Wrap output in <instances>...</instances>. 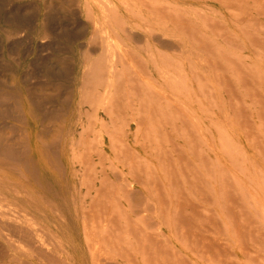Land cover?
I'll use <instances>...</instances> for the list:
<instances>
[{"label": "bare ground", "instance_id": "1", "mask_svg": "<svg viewBox=\"0 0 264 264\" xmlns=\"http://www.w3.org/2000/svg\"><path fill=\"white\" fill-rule=\"evenodd\" d=\"M30 2L34 6V9L37 10V14H39V9L41 8L39 3L44 2L45 7H43L48 11L56 10L60 12L61 16L68 19L70 23L68 26L71 25V29L63 39L65 40L64 46L69 49L70 55L61 54L57 56L56 62L58 71L56 73L51 72L49 76L47 75V78L40 81L38 80L42 76L40 78L38 77L39 79L37 80H35V78L33 79L34 82L36 81L35 83L29 81L22 88L17 79V73L20 67L24 66L25 73H27L25 76L28 77L27 79L37 74L36 72L34 73V70L32 71L31 68L33 66L29 67L33 65V62H25V57L21 53L22 49H20L19 44L20 41L18 36L24 30L23 27L27 26L28 21L24 20V18H20L21 15L23 17L24 12L20 15H14L12 13L13 16H8L5 22L0 20V40L2 46L5 42H9L10 44V47L8 46L10 49H8L10 60L3 62L7 68L5 71L6 74L0 75V85L8 82V86L10 87V91H7L0 86V264H227L226 261L229 258V255L227 256L226 254L225 246L227 245L221 247L223 248L222 253H219L220 257H218V253L216 254L213 252V237H211L210 234L211 231L213 235L216 232L214 231L215 233H213L214 227H212L213 230H211L212 228H209L211 225L208 226V223L205 222L210 218L203 216L208 218H204V220L201 218L202 216L200 217L202 212L204 214L208 212L209 209L205 208V212L204 207L194 200L196 198L193 197V199L191 195H189L193 194V192L189 193L188 190L181 187L183 185L180 181H183V179L179 177V174L177 175V170L175 169L176 175L174 177L176 178L178 176L180 180L175 182L174 178L173 180L170 178V180L174 181V183H171L172 181L168 179L171 186H162V182H159L161 185L160 187L159 185L158 187L152 186L153 180H159L155 178L152 180V177L157 175H155L153 172L154 170L150 168L151 164L149 163L148 157V149L150 146L147 148V145H149L151 140L149 139L150 133L153 129H156L155 126L157 125H154L155 123L159 124L162 120H170V123H178L183 120L180 118V115L187 117L189 123L193 125L192 129L193 127H197V129H195L198 130V135L196 136V131L195 136L196 138L199 136L200 138L198 139H200V144L201 142L203 144V150H198L200 155L202 156V151H206V155L209 159L207 147H209L208 135L210 140L212 139L210 137L211 133L209 132V127L207 125L204 126L199 119L211 115V112L206 108L198 110L186 106H184V108L182 106L181 110H174L169 109L170 107L167 106L169 104L165 103V107L158 102L157 94L163 95L164 92H161L162 90L160 87L152 85L150 78L151 73L156 71L163 80V77L165 78L164 75L168 74V68L175 72L176 68L173 69V67H175L174 64H171L170 61L167 60L166 56L168 54L165 56L166 52L162 53L160 49L158 50L157 47L151 45L149 35L139 33L134 29L136 25H139L137 22H140V25L143 26L144 29H149V32L150 30L152 32H161L166 25L167 12H170L171 17L173 15L174 17H182L179 16V6L177 7L176 4L173 5V3H168L169 1L165 2V0H31ZM30 2L26 4L29 5L31 4ZM240 2L244 1L242 0ZM20 6L23 5L20 3ZM9 7H12V5ZM235 7L239 8L237 6ZM15 8L17 9L16 6ZM7 9L3 8V10ZM229 11L231 12L230 9ZM230 12L228 14H230ZM46 14L47 13H45V15ZM56 15L57 14H55V16ZM49 17L52 16L50 15ZM167 17L169 16L167 15ZM231 17L234 16L231 15ZM53 19L55 22V17ZM179 20L181 21L182 19ZM210 20L211 19L208 21ZM58 21L59 20H57V22ZM172 21L174 20L171 19V21L168 22L172 24ZM213 21L214 20H212V22ZM216 22L218 23L217 27H220L219 25L222 21L219 22L216 20ZM188 24L191 25V23ZM57 25L60 24L57 23ZM172 25H174V22ZM214 25L215 24H213V26ZM28 26L30 25L28 24ZM144 26L148 27L145 28ZM209 26H211V23ZM51 27L50 25L49 28V24L46 23V21L39 23V26L32 31V37H37L41 40H51L50 38L54 37V31L51 30ZM189 27H192V25L188 26V29H182L189 31ZM215 27L216 26L213 28L211 27L212 32L214 29L217 30V27ZM180 28L177 30H181ZM195 29H192V32ZM86 31L89 37L76 42V40L85 35L84 33ZM197 31L198 29L195 32ZM185 32L183 33L182 31L181 34H189V38L192 36L191 32V34ZM59 33L60 32L55 35ZM198 33L199 32L196 34L194 33L195 35L190 38L194 43L195 41L193 39L197 38H194V36L198 35ZM201 35L199 36L201 37ZM221 35L222 34L219 36L221 37ZM162 36L163 35L156 33L154 35L156 40L154 41L160 44L164 43L165 39H163ZM197 39L196 41L198 42ZM203 39L205 41V38ZM226 40L229 41V39ZM53 41L55 42V40ZM232 41L235 42V40H231V42ZM207 42L208 40L205 41V44L203 43L204 46L207 45ZM209 42L211 43V41ZM234 42L232 43L234 44ZM20 43L22 44V42ZM57 43L59 44V41ZM57 43L56 45H58ZM61 44L63 43L59 45ZM170 44L175 48L179 47L176 42H170ZM7 45H5V47ZM53 45L55 46V44ZM28 46L31 47V45ZM209 46L208 48L210 49ZM219 46L220 45H217L216 48L214 47L215 50H218ZM238 46L237 48L239 50ZM201 47H199V49ZM234 47H236L235 44ZM155 48L157 50H155ZM28 49L29 48L26 50ZM223 49L221 50L222 52ZM41 50H43V47ZM219 51L218 53L221 52ZM194 53L196 56L197 52ZM218 53L217 55H219ZM223 54H225V52L221 55ZM4 55L5 54H3L1 58H3ZM228 56V54L227 57L224 55V57L230 61ZM233 56L231 55V57ZM172 58L170 56V60H172ZM196 58L200 60L199 57ZM225 58H223V60ZM234 58H232V60ZM256 58L258 59L259 57L256 56ZM64 59H68L69 61H65ZM189 59L190 58L185 60ZM218 59H220V57ZM227 59L224 62H226ZM35 60L36 58L34 61ZM173 60L176 59L173 58ZM201 60H205V58ZM209 60L208 58L207 61ZM1 62L0 60V63ZM177 63L179 62L175 61L176 67L179 66ZM190 63L191 60L186 64L192 65L193 62ZM208 64V68L212 69L215 62L212 64L211 68L209 62ZM222 64L220 65L222 66ZM228 65L230 66V64ZM181 66L180 64V70ZM207 66L208 65H206V68ZM179 67H177V70ZM222 67L224 68V66ZM194 68L192 70H195ZM232 69L234 70L235 68L233 67ZM192 72L190 70L189 74L191 73L192 75ZM170 73L172 72L170 71ZM177 74H168L171 78L173 77L172 75L178 76L176 78L177 80H175V77L173 78L174 80L172 79L169 86L173 88V90H176V93L179 92L180 94L182 90H187L188 86L184 85L185 80L183 82L181 78L183 74L181 72V76ZM194 75L198 78L200 74L197 75L195 73ZM200 77H203V75ZM51 78H53V80ZM171 78H167V80L170 82ZM179 78H181L182 82ZM192 78H194L193 80H195V82L199 81L198 79L196 80V77ZM201 79V82H199L203 86L205 80ZM59 84H63L62 86H64V91H60V95H58L59 92L58 94L56 93L59 89L57 88ZM220 84L219 86L221 87L222 84ZM225 84V86H228L227 83ZM202 86L199 84L198 87L196 86V89L200 87L199 89L201 90L204 88V86ZM206 87L205 89H209L210 92L213 90L211 87ZM232 89H234V91L236 90V88L232 87L230 90L231 92ZM205 91L208 90H204V92ZM209 91L207 93L211 96ZM192 92H194V90ZM151 93H157L155 96L157 97L155 98L157 100L156 102L151 99L153 95H151ZM236 94L234 100L238 98L237 95H239V93ZM188 97L190 96L188 95ZM211 97L213 99L214 95ZM230 97L232 96H229V98ZM159 100H161L160 97ZM205 100L208 102L210 98L209 100L207 98ZM213 100L211 103H215V100ZM229 101H231V99ZM53 102H55V104H53ZM234 102L236 103V101H233V103ZM233 103L231 102L232 105L230 103L228 105L232 107L239 105V103H236L237 105H233ZM48 104L50 105L48 106ZM208 105L211 104L208 102ZM222 115L224 116V113ZM152 116H154V123H152ZM166 123L170 124L169 121ZM184 123L185 121L183 124ZM38 124L40 128H38ZM134 124H143V134L141 133L143 135L142 151L139 153L136 151L134 152L130 138ZM148 124L151 132L147 127ZM151 124L154 125L153 128H151ZM217 125L218 124H216V126ZM182 126L184 127V125ZM182 126L180 127L183 131ZM187 126L188 125L184 128ZM213 127V129H216L215 126ZM172 128L174 127L172 126ZM159 129L161 128H158V130ZM174 130L177 132L176 128H174ZM216 130H218L219 133L222 157L213 158V168L210 160L211 165H209L210 169L207 168L208 170L204 168L206 164H209L205 162V160L208 159L205 158V160L203 159L204 161L200 159L199 161L205 162V165L201 163V166L206 170H204V173H207V175L209 174L208 179H210V181L213 180L214 182L213 178L217 174L219 175V181L217 182L220 183V185L218 189H221L219 191L225 194L223 191L225 183L226 186L228 185L226 174L229 170L226 166L225 157L228 155L231 144L229 146V135L227 134L225 126H217ZM154 132L155 131L152 133ZM192 132H194V129L193 131L190 130V133L188 131L187 135L189 134L191 137ZM166 135L165 133L164 136ZM190 137L188 139L191 145L195 139L191 142L192 138L190 139ZM153 139L155 138L153 137ZM158 144L160 146V143ZM174 144L176 143L174 142ZM174 144L170 146L178 147ZM185 144L187 143L185 142ZM198 144L196 145L198 146ZM152 146L155 147L156 145L154 144ZM195 149L197 153L198 148ZM230 149V151H232V147ZM168 150L169 148L166 151ZM173 151L175 152L174 149ZM195 151L193 152L194 154ZM190 152L192 153L191 149ZM181 154L183 155L184 153ZM200 155L197 153V157H200ZM154 157L156 159V155ZM164 157L167 158V156ZM229 157L230 156L227 157L228 160H230ZM187 158L188 157H186V160ZM170 159L167 161H170ZM176 159H178V155ZM160 160L159 158V161ZM186 160L183 162L186 163ZM167 161L165 163L169 164ZM162 162L160 161V164ZM44 163H46L48 168L46 170ZM170 163L169 166L172 165V162ZM179 164L176 166H180ZM162 166L164 167V165ZM164 168L162 169L165 170ZM173 168L174 167H172V169ZM169 170V172L174 171L170 168ZM179 170L184 171L181 168H179ZM8 172L13 175H8ZM198 172L199 171H197V177H199ZM190 173L191 175L194 174V172ZM181 176L183 178V174ZM14 177H18L21 180L17 181ZM201 177L194 178L191 176V180L193 178V180L196 179L199 182ZM216 177L218 178V176ZM167 178L165 179L166 181ZM202 178L205 179L204 177ZM186 179L188 180V178H184V180ZM187 180L183 181V183L187 182L188 187V185H191V180ZM23 181H27L33 186L27 187L28 185L25 186ZM208 182L209 181L199 183L201 186L203 183L207 185ZM153 185H155V183H153ZM209 185H207V187L209 191H211V185ZM205 188L206 187H204V189ZM200 189L197 192L200 193L201 191L202 195H207L206 192L202 193L203 190ZM192 190L194 191V188L192 189L191 187L190 191ZM199 193H197V195ZM221 193L218 195L221 196ZM209 195L211 194L208 193V196ZM223 196H221V199L224 198ZM200 197L202 196L200 195ZM225 198L227 197L225 196ZM226 200L223 202H228V199ZM208 203L210 204L212 202L208 201ZM221 206L224 208L227 207L225 205ZM225 210L227 211V209H224V211ZM209 212L210 213L206 214L210 215L214 211L212 210L211 212L210 209ZM214 215H216V213ZM226 218L228 221V216ZM218 224L219 223L216 225L218 226ZM219 228L222 229L221 226ZM220 233L222 232H219V234ZM222 235L224 234L222 233ZM222 244L223 243H221V245ZM217 249L216 247L215 251ZM213 253L218 255L216 256L217 259H215ZM226 256L228 257L227 259Z\"/></svg>", "mask_w": 264, "mask_h": 264}, {"label": "rangeland", "instance_id": "2", "mask_svg": "<svg viewBox=\"0 0 264 264\" xmlns=\"http://www.w3.org/2000/svg\"><path fill=\"white\" fill-rule=\"evenodd\" d=\"M26 1L29 3L31 0H14V1L0 0V6L2 5L1 6L2 8L0 7V20L1 21L5 22L8 19V16L11 17V16H13V14L14 15H20V14H23V12H24L23 17L21 15L20 18H22V19L24 18V20L28 21L27 23L31 26V27L28 26V24H27V26H24L23 27L24 30L23 29H22L23 31L21 30L22 32L19 34L18 38H19V41L22 42V44L20 42H19V44H20V49H22V51L24 52L23 53L21 51V53L25 57V62H30V63L33 62V65H30L29 67L33 66L31 69H32V71L34 70V73L36 72L37 74L35 75L33 73L36 77L31 76L34 78L30 77L29 79H27L28 77L25 76L27 73H25L24 66L20 67L18 70V73H17V79H18L19 84L21 85L22 88L29 81L33 83L34 82L33 79H35V78H36L35 80H37L42 76L41 77L42 79L40 78L38 80V81H40V80H44L45 78H47L51 72L56 73L58 71L57 70L58 66H57V62H56L57 56L61 55V54L70 55L69 49H67V47L65 48V46H64L65 40L63 39V37H65L66 34L71 29V27H70L71 25L68 26L70 24L68 19L61 16L60 12H58L56 10L48 11L46 8H44L45 7L44 2L39 3L41 8L39 9V14H37V10L34 9V6L32 5V3L30 2L31 4H29L30 5L29 6L28 4H26L27 3ZM166 1L167 2L169 1L168 3H171V4L173 3V5L176 4L177 7L179 6L178 7V9L180 10L179 16H182V17H180V18L174 17L173 14H171V15H173L171 17L170 12L169 13L167 12L166 13V25H165V27H163L161 32L160 31L152 32L151 30L149 32L148 31L149 29L148 30L144 29L143 26L140 25V22H137L139 25H136L134 27V29L136 31H138L139 33L149 35L151 45L154 47H157L158 50L160 49V51L162 53L166 52L165 56L168 54L166 56V58L168 61H170L171 64H174L175 67H173V69L176 68L175 69L176 72L174 70L172 71V69L168 68L167 73L170 75L171 74L175 75L179 72L177 75L181 76V74H180V72H181L183 74L181 76L183 82L185 80L184 85L188 86V88H187V90H184V91L182 90V93H180V94H179V92H177L178 93L177 94L175 92L176 90H173V88H171L169 86V84L172 82V79L174 77H175V80H177L176 78L178 76L172 75L173 77L171 78L170 75L165 74L164 75L165 78L167 77V75H168L167 78H169V79L171 78V81L169 82V80H167V78L165 79L164 77L162 80L160 78L159 74L156 71H153L150 75L152 85L160 87V89L162 90L161 92H164L165 94L163 93V95H159L156 93L158 98L155 97L156 96L155 93L154 94L151 93V95L152 94L153 95L152 96L150 95V96H151V99L155 102L157 101L155 98H157L158 102L165 107H166V104H169L170 106L167 105L168 107H170L169 109H174V110L180 109L181 110L182 106H183V108H184V106H186V107H189L191 109H198V110H201L204 108L208 109L209 112H211V115H209L207 117L204 116L202 119H199V120L202 121L201 123H203L204 126L207 125L209 127V130H210L209 132L211 133L210 137L212 139L210 140L209 135H208V140H209L208 146L210 147V148L207 147L208 154H209V159H208V156L206 155V151H202L203 154H202V156L200 155L199 151L203 150V144H202V142L200 144V139H198V138H200L199 136H198V138H196V136L198 135V130H196L197 127H193L194 132L191 133V137L189 134L187 135L188 131H189V133H190V130L193 131V129H192L193 125H191V123H189L187 117H183V115H180V118L183 119L182 121L183 122L185 121L184 124L182 121H180L178 123H170L171 122L170 120H166V121L162 120L161 123L159 122V124L155 123L154 125H157V126H155L156 129H153L152 132L155 131L157 133H155V132L152 133L151 130L149 129V124H148L147 127L151 132L149 135V139H151V140L149 142V145H147V148L150 146L151 149H155V150H151L150 148L148 149L149 150V156H148L149 157V163L152 165V166L150 165V168L153 169L154 170L153 172L155 173V175H157L155 177L153 176L152 180L154 178L159 180V181L153 180L152 182L155 183V185H153V183H152V186L158 187V185H159V187H160L162 185V186L169 187V186H171V183H174V181H172L173 178L175 179V182H176L177 180H180L179 177H181V179H183V181L187 180V179L184 180V178H188L187 181L191 180V176L194 178H200L201 176L204 177L205 179H203L201 177V179H203V180L200 179L199 182L201 183V182L209 181L207 183V185H209V183H210L211 186L210 185L209 186L211 188L210 189L211 191H209V188L207 187L206 183H203V185H205V186L201 185L202 186L201 187L200 183L196 179L193 180V178L190 181L191 185H188V187H187V182L183 183V181L181 180L182 182L180 181V183H182V185H183L181 187L188 190L189 193L193 192V194H189V195H191L192 198L193 197L196 198V199L193 198L196 201V203H199V205L204 207V209L205 208L209 209L208 212H206V209L204 210L206 213H210L209 212L210 209H211V212L213 210L216 213V215H214L215 214L214 212H212L214 214L211 213L210 215H208V214L204 213V214H206V215H204L203 212L200 210L202 212L201 214H203V215L200 214V217L202 216L201 217L202 219L210 218V219L206 220L205 222L208 223L207 224L208 226L211 225L209 227L210 229L212 227H214V230H213V228L211 229V230H213V233L216 232L214 234L215 236L211 233L212 231L210 232L211 237H213L212 238V246H214V248L212 247V249L214 251L213 250L212 251L215 252L216 254L218 253V255H219V253L220 254L222 253L223 248H221V247L227 245V246H225L226 247V254H227V256L229 255V258H230V260H229V258L226 256V259L228 258L226 261L227 264H228V261H229V264H264V0H243L245 2V4H244V2H240L242 0H240V1L233 0L235 2H233L232 0H221L222 2L220 0H165V2ZM16 3H17V5H16ZM20 3L23 6H20ZM10 5H12V7H9ZM26 5H27V7H26ZM15 6L17 7V9L15 8ZM235 6H237L239 8H236ZM225 7H226V9H225ZM3 8L4 9L8 8V9L3 10ZM10 8L11 9L13 8L12 9L13 11ZM229 9L231 10V12L229 11ZM235 9H237V10H235ZM227 10L234 17H231V15L228 14L229 12ZM29 12H30V14H29ZM236 12H238V13H236ZM243 12H245V13H243ZM45 13H47V14L45 15ZM240 13H242V14H240ZM49 14L53 18L55 17V22H54V19L52 17H49L50 16ZM55 14H57L56 15L57 17L55 16ZM167 15L169 17H167ZM204 15H205V17H204ZM208 15L210 18L208 17ZM50 18H51V20H50ZM168 18H169V20H168ZM171 19L174 20V21H172V24L174 22V25L169 23L171 21ZM175 19L178 21H176ZM179 19H182L184 22L182 20L180 21ZM209 19H211V20L208 21ZM57 20H59V21L57 22ZM212 20H214V21L212 22ZM216 20H218L219 22L222 21V23L219 25L221 28L217 27L218 23L216 22ZM44 21H46V23L49 24V28L51 25L52 26L51 30L54 31V35H53L54 37L50 38L51 40L48 39L51 42H49L47 39H46L47 40L46 41V40H41L37 37H32V31L39 26V23H42ZM186 21L188 23H191V25H192V27H189V31L186 29H182V28L188 29V26H191ZM56 22L59 23L60 25H57ZM63 22H64V24H63ZM178 22L181 23L183 26L181 24H179ZM208 22L211 23V26H209L210 23H208ZM185 24L187 25V27ZM213 24H215L214 26L217 27V30L214 29V31L212 32V28L214 27ZM2 25H5V24H2ZM64 26H66V27H64ZM68 27H69V29H68ZM147 27H145V28H147ZM176 27H178V28L181 27L180 29L183 31V33L185 32V30H186L185 33L191 32L192 34L191 33L190 34L192 36L195 35L197 32H199V33L201 32V33L200 34L198 33V35L194 36V38L195 37L198 38V39L197 38L193 39L195 41V43H194L190 39V38H192V36L189 38V36H190L189 34H185V35L181 34L182 31L179 30L180 31L179 32L177 30L178 28H176ZM149 28H151V27H149ZM174 28H176V29H174ZM192 29H195V30H193V32H192ZM197 29H198V31L195 32ZM58 32H60V33L58 35H55ZM156 33L163 35L162 38L165 39L166 42L164 41V43L160 44L157 41H154V40H156L154 38V35ZM0 34H1V30H0ZM84 34L85 35L82 38L76 40V42L82 41L85 38L87 39L89 37L87 31ZM214 34H215V36H214ZM220 34H222L221 37L219 36ZM164 35H166V36H164ZM173 35H175V36H173ZM199 35H201V37ZM24 37H25V39H24ZM234 37H235V39H234ZM203 38H205V41L206 40H208V42L211 41V43L210 42L206 43L207 47L204 46L205 41ZM224 38L229 39V41H227ZM196 39L198 40V42L196 41ZM53 40H55V42ZM231 40H235V42L234 41H232V42H234L236 47H234V44L231 42ZM37 41H38V43H37ZM43 41H44V43H43ZM58 41H59V44L63 43V44H61L63 46L59 45L57 43ZM224 41L225 42L227 41L228 43L230 42L231 45H230V43L228 44L227 42L225 43ZM35 42H36V44H35ZM170 42L178 43L179 47L178 48L173 47V45L170 44ZM47 43L50 45H48ZM56 43L58 45H56ZM239 43H240V45H239ZM53 44H55V46ZM209 44H210V46H209ZM5 45H7V46L5 47ZM28 45H31V47ZM190 45H191V47H190ZM212 45H214V46H212ZM217 45H220L219 46L220 51L224 48L223 52H225V54L221 55L223 53L222 51H221L222 52L221 53L219 51V49L215 50ZM3 46H2V42L0 40V54H1L0 60L2 61L0 63V75L6 74L5 71L7 68L3 62L10 60L9 56H8L9 50H10L9 49V47H10L9 42H5V44H3ZM196 46H197V48H196ZM208 46L210 47L211 50L208 48ZM237 46L239 47V50H238ZM39 47H41V48H39ZM42 47H43V50H41ZM199 47H201V48L199 49ZM212 47H213V49H212ZM27 48H29L28 49L29 51L26 50ZM51 48H53L54 50ZM63 48H65L66 50ZM192 48H194V49H192ZM208 49H209V52H208ZM38 50H39V53H38ZM40 50H41V53H40ZM48 50H49V52H48ZM155 50H157V49L155 48ZM176 50H178V51H176ZM193 50H196V51H193ZM214 50L216 51V53ZM174 51L176 52V54ZM218 51L220 53H218ZM6 52H8V53H6ZM194 52H197L198 56L197 55L195 56ZM42 53H44L45 55ZM217 53L220 56L217 55ZM3 54H5V55L3 58H1V56ZM51 54H52V56H51ZM184 54H186V55H184ZM227 54L229 55L228 57H229L230 61H228V59L224 57V55L227 57ZM169 55L171 56V58L173 57L176 60H173V58H172V60H170ZM202 55L203 56L205 55V56L203 57ZM231 55L232 56L234 55L236 59L234 58V56L231 57ZM179 56L181 57V59ZM186 56L190 59L185 60V59H188ZM201 56L203 58H205V60H201V59H203ZM214 56H215V58H214ZM256 56H258L259 58L257 59ZM48 57L49 58L51 57V58L49 59ZM196 57H199L200 60H198ZM219 57H220V59H218ZM35 58H36V60L34 61ZM208 58L210 59L209 61H207ZM223 58H225V59L223 60ZM232 58H234V59L232 60ZM40 59H43V60H40ZM177 59L180 61H178ZM194 59H195V61H194ZM226 59L228 62L227 61L224 62ZM64 60L69 61L68 59H64ZM190 60H191V63L193 62L192 63V65L194 64L193 66L187 65L190 62ZM42 61L45 63H43ZM175 61L179 62L182 65L181 70L179 67L180 66L179 63H177L179 65V66H177V67H179L177 70ZM186 61H189V62H186ZM203 61H205V62H203ZM35 62H38V63H35ZM208 62L210 63V68H211L212 64L215 62V64L212 66V69L208 68L209 67ZM55 63H56V65H55ZM220 64H222V66H224V68ZM228 64H230L231 67ZM206 65H208L207 68H206ZM192 67L193 68L195 67L194 68L195 70H192L193 69ZM233 67L235 68L234 69L235 72L232 69ZM188 69H190L191 72L193 71L192 75H191V73L189 74L190 70H188ZM170 71L172 73H170ZM194 71H196V72H194ZM256 71H259V72H256ZM47 72H49V73H47ZM232 72H233V74H232ZM195 73L197 75L200 74L198 76V78L196 75H194ZM201 73H202L203 77H200V76H202ZM22 76H25V77H22ZM184 77H187V78H184ZM192 77H196V80L198 79L199 81L201 78H203L205 80L204 85H203L204 88H202V89L209 91V89H205V87L206 86L211 87L213 90L211 92L209 91V93L211 96L214 95L213 99L215 101L212 99L211 96H209V94L207 93L208 91L204 92V90L199 89L200 87L196 89V86L198 87L199 84H200V86H202V84L200 83L201 81L195 82V80H193L194 78H192ZM205 77H206V79H205ZM181 78H179V80H181ZM3 79H4V77H3ZM51 79L53 80V78H51ZM203 79H201V80H203ZM182 80H181V82H182ZM189 80H190V84H189ZM220 82L222 85L220 84ZM239 82H241V83H239ZM195 83L198 85H196ZM205 83H206V85H205ZM225 83H227L228 86H225L226 85ZM232 83H233V85H232ZM219 84L221 85V87L219 86ZM8 85H9V83L5 82L4 84H2L0 86L2 88H4L5 90L10 91V87ZM62 85L63 84H59L58 85L59 87H57V88H59L56 91L57 94L59 92L58 95H60V93L62 91H64L63 90L64 86H62ZM189 87H192V88H189ZM232 87L236 88L235 91H234V89H232V92L234 91L233 93L230 91ZM60 89H62V90H60ZM190 89H191V91H190ZM193 90H194V92H192ZM186 91H188V92H186ZM212 92H213V94H212ZM193 93H195V94H193ZM236 93L237 94L239 93V95H237ZM235 94L238 96V98H236V100H234ZM167 95L169 98L167 97ZM188 95L190 97H188ZM226 95H227V97H226ZM229 96H232L233 99H232V97L229 98ZM57 97H59V96H57ZM159 97L161 100H159ZM205 97L208 100L210 98V100L208 102L211 105H208V102H207V100H205L206 99ZM230 99H231V101H229ZM212 100L217 104H215L213 102H212L213 103L212 104L211 103ZM233 101H236V103H239V105H237L235 102H234L235 103L234 104ZM55 102H53V104H55ZM199 102H201V103H199ZM231 102L233 103V105H237V106L232 107ZM229 103L231 105H228ZM49 105L50 104H48V106ZM173 106H174V108H173ZM229 107H231V108H229ZM216 108L218 109V111ZM166 109H168V108H166ZM222 112L224 113V116L222 115L223 114ZM154 116H152V121H153L152 123H154V121H155ZM209 118H210V120H209ZM167 121H169L170 124L166 123ZM185 124L188 125L186 128H184L186 126ZM216 124H218L217 126H225V128L227 130V134L229 135V139H228L229 146L231 144L230 148L232 147V151H230L231 149L229 148L228 155L225 157L226 166L229 169V170L228 169L227 170L229 172L227 171V174H226V180L228 182V185H227L228 187L226 186V183H225L223 192L227 195L222 194L221 191H219L221 189H218L220 183L217 182V181H219L218 180L219 175L217 173H216L217 174L216 176H218V178L215 176L213 178L214 182H213V180L210 181V179H208L209 174L207 175V173H204L206 171L205 169H207V168L210 169L209 168V165H211L210 160L212 163L211 166L213 168V166H214L213 158H217V157L221 158L222 157L221 144H220L218 130H216L217 129ZM136 125L137 124H134V126L132 128V134H131L130 138H131V142H132V145L134 148V152L136 151L137 153H139L142 151L143 124H139L137 126ZM154 125L151 124V126H152L151 128H153ZM158 125H159V127H158ZM182 125H184V127ZM172 126L177 129L176 130L177 132H175V130H174V128H172ZM180 126L183 127L182 128L183 131L181 130ZM213 126H215L216 129H213L214 128ZM157 127L161 128V129H159L160 133H159V130ZM38 128H40L39 124H38ZM171 128H172V130H171ZM136 130H138V131H136ZM165 133L168 136L167 135L164 136ZM139 134L141 135V137ZM151 134H152V138H151ZM195 134H196V136H195ZM181 135H182V137H181ZM157 136H158V138H157ZM153 137L155 139H153ZM189 137H190V139L192 138L191 142L195 139L194 142L191 143V145L189 143L190 142V140L188 139ZM132 139H133V141H132ZM162 139H165V140H162ZM174 142L176 144H174ZM185 142L187 144H185ZM158 143H160L161 148H160ZM193 143L195 146L193 145ZM195 143L198 144V146ZM154 144L157 146V148H156V146L155 147L152 146ZM172 144H174L178 147H175V146L171 147L170 145H172ZM186 145H188V146H186ZM41 148L43 149L42 146H41ZM168 148H169V150L166 151ZM195 148H198L197 151L200 149L197 152L200 155V157H197V153L195 151L196 150ZM173 149L175 150V152L173 151ZM190 149L192 150V153L190 152ZM194 151H195V154L193 153ZM189 152H190V154H189ZM181 153H184L185 157H184V154L182 155ZM230 153H232V154H230ZM153 154H154V156L156 155V159L153 156ZM177 155H178V159L181 157L179 159L180 161L178 159H176ZM212 155H214L215 157ZM231 155H233V156H231ZM164 156H167V158ZM228 156H230L229 157L230 160L227 159ZM186 157H188L187 158V160L189 159L188 161L186 160ZM201 157H203V158H201ZM159 158L161 159L160 160L161 162L163 161L161 164L164 165V167H166V168H164L160 164ZM170 158L172 159V161ZM205 158L208 160H205ZM169 159H170V161H167ZM200 159L201 160L204 159L205 162L209 163V164H206V166H204L205 169L203 168V166H201V163H203L204 160L199 161ZM177 160H178V163H177ZM185 160H186L187 164L185 162H183ZM166 161L169 162V164H171L170 162H172V165L169 166L168 163L167 164L165 163ZM197 161H199L200 163ZM205 162L203 163L204 165H205ZM188 163H189V165H188ZM44 164H45L44 165L45 170L48 169L46 163H44ZM177 164H179L180 166H176ZM181 164H182V167H181ZM190 164L194 167H192ZM161 167L164 168L165 170H163ZM172 167H174V168L172 169ZM169 168L171 170H174V171L173 172L171 171L172 173L169 172L170 171ZM179 168H181L183 170L185 168L186 169L188 168V169L187 170L185 169L184 170L185 172H184V171L179 170ZM195 170L199 171L198 173L201 176L198 174L199 177H197V171H195ZM175 171L177 172V175L179 174V177L178 176L176 178L174 177L176 175ZM153 172H152V174L154 175ZM167 172L170 174H168ZM190 172H192V173L194 172V174L191 175ZM181 173L183 174V178L181 176L182 175ZM186 173H187V175H186ZM7 174L13 175L10 172H8ZM167 174H168V176H167ZM169 175H170V177H169ZM184 175L185 176L191 175V176L185 177ZM14 178L17 181L21 180L18 177H14ZM166 178H167V181L165 180ZM170 178H172V180H170ZM168 179L172 182L169 183L170 181ZM155 181L157 182V185H156ZM159 182L160 183L162 182L161 185ZM180 183H179V185H180ZM198 183H199V185H198ZM24 185L25 186L28 185L27 187L33 186L32 184L28 183L27 181L24 182ZM196 185H198V186H196ZM191 187H192V189L194 188V191L193 190L190 191ZM204 187H206V188L204 189ZM225 187H226V189H225ZM195 188L196 189L199 188L200 190H203L202 193L206 192L207 195L206 194L202 195L201 191L199 193V192H197L199 189L196 190ZM212 189H213V191H212ZM195 192H197L199 194L197 195V193H195ZM208 193L211 195L208 196ZM220 193L222 194L221 196L225 195L227 198H225V196H223L224 198L221 199V196L218 195ZM212 194H213V196H212ZM200 195L202 197H200ZM201 198L204 201H202ZM219 199H221V200H219ZM226 199H228V202L224 203L223 201H225ZM208 201L212 202V203H210L212 205H210L208 203ZM220 204L223 206L225 205L227 207L224 208ZM217 205H218V207H217ZM223 208L227 209V211L226 210L224 211ZM212 215H213V217H212ZM222 215H223V217H222ZM203 216H207L208 218L203 217ZM227 216H228V221L226 218ZM211 220L212 221L216 220V221L212 222ZM215 222L219 223L218 226L216 225L217 223H215ZM220 226L222 229L219 228ZM219 232H222L224 235H222V233L219 234ZM216 236L219 238H217ZM221 236H222V238H221ZM221 243H223L224 245L223 244L221 245ZM216 247L218 249L215 251ZM220 249H221V251H220ZM215 253H213V254L215 255L214 256L215 259H217L216 256H218V255H216ZM218 257H220V255Z\"/></svg>", "mask_w": 264, "mask_h": 264}]
</instances>
